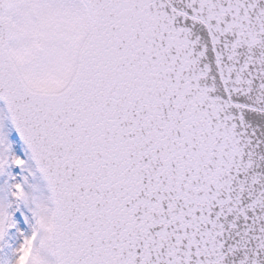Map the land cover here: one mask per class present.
Returning a JSON list of instances; mask_svg holds the SVG:
<instances>
[{
  "label": "snow or ice",
  "instance_id": "1",
  "mask_svg": "<svg viewBox=\"0 0 264 264\" xmlns=\"http://www.w3.org/2000/svg\"><path fill=\"white\" fill-rule=\"evenodd\" d=\"M0 264H264V0H0Z\"/></svg>",
  "mask_w": 264,
  "mask_h": 264
}]
</instances>
